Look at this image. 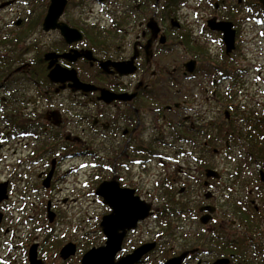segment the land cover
Instances as JSON below:
<instances>
[{"label":"flooded vegetation","instance_id":"flooded-vegetation-1","mask_svg":"<svg viewBox=\"0 0 264 264\" xmlns=\"http://www.w3.org/2000/svg\"><path fill=\"white\" fill-rule=\"evenodd\" d=\"M200 1L212 5L215 13L223 8L229 14L247 1L255 7L258 4L257 0H236L234 4L229 0ZM51 4L52 0H0L1 171H10L18 160L19 168L11 175L25 174L23 169L53 150L64 153L61 159L66 155L73 158L82 150L97 157L98 146L106 145L112 173L119 166L125 168L132 156L141 165L152 155L160 163L158 190L171 204L157 209L158 220L168 235L191 241L186 248L172 244L167 250L171 255L156 256L154 264H164L183 253L187 256L182 264H255L254 260L264 264V109L260 114L257 106V88L264 87V80L259 81L253 69L241 67L237 61L236 23L217 14L206 19L207 29L221 38L223 50L218 57L201 47L197 35L188 29L185 0H66L57 21L46 29ZM212 18L233 23L236 48L232 53H226L223 33L208 27ZM67 29L77 31L79 40L69 39ZM133 68L134 72H125ZM103 91L108 92L109 102L102 99ZM147 133L153 134L151 140L145 139ZM23 151L28 156L19 154ZM228 151L246 152L254 171L251 179L244 178L245 174L224 176L219 167ZM58 160L50 158L38 174L49 191ZM257 170L254 185L251 181L257 179ZM20 177L22 181L27 178ZM106 181L134 190L136 197L146 201L118 175L98 187ZM13 182L10 176L0 181V187L5 186L0 239L6 240L0 243V252L9 245L12 252L19 243L31 264L29 254L35 245L38 260H43L40 243L19 236L25 231L24 224L6 225L9 208L5 205L30 196V190L14 196ZM188 194H196L190 207L182 201ZM149 204L148 218L154 213ZM107 207L110 212L105 215L113 211ZM49 210L55 214L53 222ZM54 210L49 203L46 216L51 224L57 218ZM171 214L181 215L180 220L186 214L188 227L181 229L176 224L172 229L162 222V216L169 219ZM27 218L26 214L18 222H27ZM143 221L127 231L116 261L151 243L126 250L130 235ZM197 240L202 245H195ZM152 243L156 247L137 264L150 263L149 254L163 250L167 240L162 241L160 235ZM208 244L212 248L205 250ZM10 253L0 254V262L13 264Z\"/></svg>","mask_w":264,"mask_h":264},{"label":"rangeland","instance_id":"rangeland-1","mask_svg":"<svg viewBox=\"0 0 264 264\" xmlns=\"http://www.w3.org/2000/svg\"><path fill=\"white\" fill-rule=\"evenodd\" d=\"M185 1L186 8L183 11L186 12L184 15L187 16V27L192 33L197 35L198 44L201 47L203 46L205 50H208V53L213 52L220 57L223 50L221 38L217 33L207 29L206 19L213 14L228 18L230 21L235 22L236 28H238L236 58L239 65L241 64V67L245 66L253 69L254 73L258 75L257 79L259 81L264 80L263 13L248 1L247 5H244L233 14H229L228 11L223 8H219L217 11L218 13H215L212 5L201 3L200 0H198L199 3L196 2L197 0ZM211 1L215 3L221 0ZM229 1L231 4H234L236 0ZM204 5L206 6L203 8ZM192 9L198 10L197 13L192 12ZM198 13H200V17H198ZM202 16H204V18ZM216 55L214 56L218 59ZM232 62L234 63V60L226 61L227 64ZM260 70L261 76H259ZM257 91L260 101L257 106L261 114L264 109V87H258ZM259 96L261 97L259 98ZM94 108L95 107H92V110ZM152 138L153 134L151 135V133H147L145 136L146 140H151ZM94 143L105 144V142L102 143L101 141H95ZM98 148L100 152L97 157L82 150L79 155L73 158L66 155L64 159H61L64 153L57 150L49 151L47 152L48 154L34 161L32 167L23 169L26 170L25 174L18 172L11 175V173L15 171V167L19 165L18 160V165L15 164L8 172L1 171L0 168V181L7 179L9 176L12 177L14 182L11 190L14 196V193L19 194L23 191L27 192V190H30V196L26 200H20V197L18 200L12 199V202L10 201L5 205L6 208H9L7 213H5L7 219L6 225L16 226L20 223L19 226H21L24 224L25 231L20 233L19 236L23 237V235H25L30 242L40 243L41 249L43 248L42 252L40 250V257L44 260H41L43 264H81L80 259H82L86 251L93 246L96 247L105 242L104 235L100 229V222L110 210L107 205L103 203L102 197L95 195V190L103 180H108L113 174H116L122 179L124 185L135 188L139 196L147 202L152 203L154 210L150 218L143 221L136 231L130 235L126 248L127 251H131L139 243H152L153 241H158L161 235L162 241L167 240V245L163 250L154 251L149 254L147 262L152 264L156 256L167 257L168 254L171 255L167 250H171L172 244L176 248H186L189 246L191 244L190 239H181L180 236L175 239L174 236L172 237L168 235L169 233L164 232L165 225L161 224L158 220V215H156L157 209L161 208L160 210H162L166 205L171 207V204H169L170 202L166 203L163 194H160L157 187L159 174L161 172L159 161L151 155L149 157L150 159L148 158L149 160L145 163L137 165L134 162L135 158H133L135 156H132L125 168L119 166L115 173H112L109 171V165L111 164L110 160L106 158L110 154L108 148L106 145L98 146ZM37 153L42 154L43 152ZM19 154L28 156L29 152L23 151L19 152ZM54 156L59 160L56 168L55 181L51 191H49L50 189H46L42 186L38 174L45 170L44 166L49 162V159ZM15 158L16 157H13V159ZM249 161L250 157L246 152L241 154L239 151H228L224 153V164H222L219 169L224 173V176L229 178L234 175L240 176L241 174H245L244 178L251 179L252 176H254V171ZM256 169H258V167ZM258 171L259 170L255 171V176L258 175ZM20 176H23L24 179L25 176H27V178L22 181L23 178ZM258 176L257 179L254 177L251 181L254 185H256L259 178ZM194 200L196 202V194H188L183 197L182 201L187 203L188 207H190V202ZM49 203L56 207L54 211L57 213V218L52 224L48 222L46 216V208ZM191 207H195V204H191ZM27 209H29V212H27ZM26 214L28 216L27 222H18L22 217H26ZM168 216L169 219L165 217V220L163 219L162 222L165 221V223H169L172 229L176 224L179 225L181 229L183 225H185L186 228L189 225V222L186 221L185 218L186 214L182 215L183 220L179 218L181 215H173L172 217L171 214V216ZM232 230L233 229H231V231ZM7 239H9V237ZM169 240L175 243H171ZM5 241L6 240L3 238L0 239V243L2 244ZM68 242L76 243L78 251L76 255L72 256L67 261H63L59 252ZM199 243L200 242L197 240L195 245ZM199 245H202V243ZM208 245L209 246L204 247L205 250L212 248L210 244ZM262 247L264 248V244ZM10 252L11 245L7 246V250L0 252V254L5 255ZM10 254L14 257L12 258V261H14L13 264H28V261L24 258L23 248L19 243L16 245V249ZM0 263L3 264L2 261ZM254 263L258 264L259 262L254 260Z\"/></svg>","mask_w":264,"mask_h":264},{"label":"water","instance_id":"water-1","mask_svg":"<svg viewBox=\"0 0 264 264\" xmlns=\"http://www.w3.org/2000/svg\"><path fill=\"white\" fill-rule=\"evenodd\" d=\"M264 7V0H258ZM66 0H52L50 7L49 18L45 22L46 29L51 28V24L59 18ZM208 27L217 32L223 33V42L226 47V53H232L236 48V30L232 22L217 21L212 18L208 21ZM66 29V27H65ZM66 32L67 37L71 40H79L80 36L76 37V32L69 30ZM191 62L190 64H192ZM105 64L104 69L106 70ZM127 70L125 72H134ZM193 71V69H190ZM58 75V74H57ZM75 81L77 79L75 78ZM89 85H85L87 87ZM108 92L103 91L102 99L109 102ZM215 174L213 171H209ZM48 187V183H44ZM96 194L103 197V203L112 208V213L105 215L101 221V229L106 237V242L103 246L98 248L94 247L88 250L82 257L81 264H137L141 259L151 252L156 243L144 244L134 250L131 254L116 261V255L122 250V244L127 231L135 229L140 221L145 220L151 214V205L146 201L141 200L135 196L134 190L121 189L116 182H103L96 190ZM5 199V186L0 187V202ZM55 214L49 210L48 218L53 222ZM208 220L204 219L203 222ZM77 247L73 243L65 245L60 252L63 260H68L76 255ZM187 256L186 253L178 257L168 259L164 264H182V261ZM31 264H43L38 260L37 246H33L29 254ZM228 261V260H227Z\"/></svg>","mask_w":264,"mask_h":264},{"label":"trees","instance_id":"trees-1","mask_svg":"<svg viewBox=\"0 0 264 264\" xmlns=\"http://www.w3.org/2000/svg\"><path fill=\"white\" fill-rule=\"evenodd\" d=\"M256 5H257V9H258L261 13L264 14V9H263V7H262L260 4H256ZM165 217H166V216H165ZM165 217H163V219H164ZM164 220H165V219H164ZM163 222H165V221H163ZM146 264H150V263H146ZM152 264H154V262H153Z\"/></svg>","mask_w":264,"mask_h":264}]
</instances>
